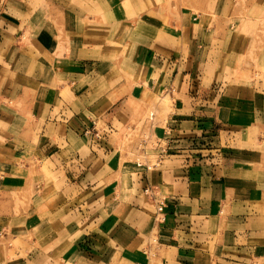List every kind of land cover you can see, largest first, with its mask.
<instances>
[{"label": "crops", "instance_id": "obj_1", "mask_svg": "<svg viewBox=\"0 0 264 264\" xmlns=\"http://www.w3.org/2000/svg\"><path fill=\"white\" fill-rule=\"evenodd\" d=\"M156 1L0 0V264H264V47Z\"/></svg>", "mask_w": 264, "mask_h": 264}, {"label": "rangeland", "instance_id": "obj_2", "mask_svg": "<svg viewBox=\"0 0 264 264\" xmlns=\"http://www.w3.org/2000/svg\"><path fill=\"white\" fill-rule=\"evenodd\" d=\"M161 2H166L169 8H175V10L183 8L185 11H192L196 14H205L213 7L215 9L211 12L213 21H225L231 29L235 25L238 32L242 30L243 35L255 36L258 46L264 47V0H157L156 4L159 6ZM156 102L160 103H157L159 107L151 106L138 123L136 121L131 124L122 122L121 125H117V131L111 140L115 149L121 152V162L131 164L136 159L143 160L146 147L149 148L150 161L157 162L151 150L161 130L151 121L155 112L159 120H166L171 108L168 98L165 101L157 100ZM29 235L24 237H30ZM9 237H11L10 233ZM8 244L11 248L19 247V243L16 244L14 240L8 241Z\"/></svg>", "mask_w": 264, "mask_h": 264}, {"label": "built area", "instance_id": "obj_3", "mask_svg": "<svg viewBox=\"0 0 264 264\" xmlns=\"http://www.w3.org/2000/svg\"><path fill=\"white\" fill-rule=\"evenodd\" d=\"M146 193L151 194V190L147 189ZM164 211V201H159L158 202V212L161 214Z\"/></svg>", "mask_w": 264, "mask_h": 264}]
</instances>
